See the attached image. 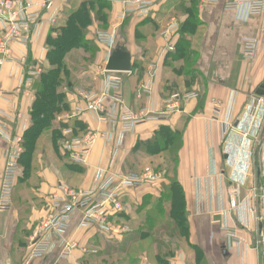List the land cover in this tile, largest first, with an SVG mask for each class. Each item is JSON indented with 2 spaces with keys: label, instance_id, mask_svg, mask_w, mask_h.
Returning a JSON list of instances; mask_svg holds the SVG:
<instances>
[{
  "label": "crops",
  "instance_id": "crops-1",
  "mask_svg": "<svg viewBox=\"0 0 264 264\" xmlns=\"http://www.w3.org/2000/svg\"><path fill=\"white\" fill-rule=\"evenodd\" d=\"M82 1L89 0H55L56 25ZM94 1L98 4L91 9L87 39L95 41L98 52L88 68L76 72L74 88L65 90L62 107L66 111L53 120L52 130L39 137L30 162L32 175L22 179L21 169L11 212L0 213V264L107 261L114 264H262L256 246L263 226L244 208L240 213L231 211L228 195L238 190L242 204L257 186V172L261 167L260 144L245 143L240 134L245 127L241 120L249 98L264 82V15L250 17L245 8L227 10L226 4L235 0L209 4L203 0H161L149 17L129 15L120 22L117 15L127 0ZM100 14L106 18L100 19ZM51 15L43 13L28 47L18 43L10 45L11 56L17 63L0 66V109L6 112L4 126L10 135L24 136L32 124L36 94L41 89L40 76L43 68L50 69L48 39L50 35L55 36L49 20ZM175 24L177 30L168 31ZM102 32L112 34V46L98 44L96 36ZM251 36L259 38L258 54L254 60H244L243 40ZM117 47L131 55L132 71L122 74V102L110 94L106 99L107 111L138 112L147 107L153 114H160L166 101L178 94L181 108L168 122H150L131 135L121 136L117 128L102 124L88 110L78 92L102 94L106 91L103 70ZM77 53L85 56L82 50H76L67 55L66 62ZM34 71L40 73L34 84L20 89L23 79ZM148 81L152 83L151 92L140 93L139 86ZM2 92L14 96L4 100ZM188 94H196L198 98L187 99ZM215 103L222 105L221 121L213 119ZM71 114L75 115L70 120L74 129L67 125L66 118ZM17 116L22 119L14 122ZM223 122L233 124L238 130L227 137ZM162 128L178 131L182 136L175 179L183 191V206L175 212L176 219L169 214L155 213L162 190L147 186L127 190L122 193L126 211L113 220L115 226L125 228L126 232L111 236L95 228L82 230L78 227L80 213L73 212L67 231L60 238H52L53 249L47 257L35 260L27 257V246L41 234L40 226L51 214L50 194L61 186L96 189L110 174L140 173L144 165L137 162L156 156L147 149ZM69 130L72 134H65ZM53 131L59 133L56 145ZM73 131L77 137L89 132H110L112 140L99 142L85 165L75 164L60 148L63 139L76 137L72 136ZM6 150V142L0 141V185ZM114 155L115 165L110 172ZM248 168L251 172L246 178ZM164 183L170 184L166 176ZM251 204L256 208V202ZM151 219L159 222L152 224ZM176 220H181L180 224ZM159 227L166 228L164 237L150 236ZM224 227L238 229L244 243L235 245ZM69 242H74L76 248L64 259L65 245Z\"/></svg>",
  "mask_w": 264,
  "mask_h": 264
},
{
  "label": "built area",
  "instance_id": "built-area-1",
  "mask_svg": "<svg viewBox=\"0 0 264 264\" xmlns=\"http://www.w3.org/2000/svg\"><path fill=\"white\" fill-rule=\"evenodd\" d=\"M203 1L209 4L217 0ZM159 2L161 0H127L123 2V9L117 15V20L123 22L129 15L147 18ZM225 8L231 11L245 8L250 17H261L264 15V0H235L227 3ZM54 10L55 0H0V27L2 32L0 38V66L17 63V60L11 56L10 45L18 43L28 47L32 41L34 28L40 23L43 13L52 14L49 19L50 23L52 26L56 25L57 18L53 13ZM176 30V24L168 28V31ZM167 33L165 32V34ZM96 41L100 45L110 47L113 44V36L110 32H102L96 36ZM258 50L259 38L251 36L243 40L242 57L244 60H254ZM103 73L106 75V91L102 94L79 91L78 95L85 100L88 110L94 113L102 124L114 126L121 136L131 135L138 128L150 122L166 123L181 108V96L175 94L166 101L164 110L160 114H153L147 107L138 112L127 111L118 114L108 112L106 99L110 94L116 101L122 102L121 87L123 84L122 74L124 73L111 72L106 69L103 70ZM39 75V72H31L28 77L23 79L20 89L24 86H32L35 77ZM151 90L152 83L149 81L139 86L140 93L148 94ZM13 96V93H1V98L4 100H10ZM185 98L197 99L198 95L188 94ZM222 115V105L215 103L213 119L221 121ZM5 116L6 112L0 109V141L7 144L6 164L0 185V213L11 212L13 208V194L20 176V160L23 154V136L8 133L4 126L3 117ZM74 118L75 115L71 114L66 119L70 121ZM21 119L22 117L17 116L14 118V122ZM241 123L245 126L240 134L242 141L248 144H255L256 142L260 144L262 162L259 169L260 175L257 172V186L251 189V195L241 204L238 190L230 191L228 195L229 208L231 211L238 213L244 208L248 214L255 215L261 222L263 228L259 232L260 241L256 246V250L260 254L262 264H264V97L253 95L249 98ZM224 126L227 128L225 133V135H228L227 137L238 130L233 124L227 122L224 123ZM65 134L71 135L72 131H66ZM111 140L112 134L110 132H89L80 137L63 139L60 148L71 162L85 165L99 142L106 143ZM115 160L116 155L111 160L109 171L113 169ZM251 166L250 163V169ZM233 167L234 169L237 168L236 160ZM249 168L246 175L244 174L246 178L251 172ZM164 176L162 172L149 170L142 173L110 174L100 187L91 190L61 186L57 192L50 194L48 197L51 214L40 226L41 234L27 246V257L31 260L47 257L53 249L52 238L55 236L60 238L67 231L70 216L73 212L80 213L78 227L82 230L95 228L99 232L111 236L123 234L126 232L125 228L113 224V220L126 211L122 193L143 186L160 190L164 182ZM252 202L257 203L256 208L251 204ZM257 212L259 216H257ZM224 230L235 245L244 243L238 229L224 227ZM75 248L74 242L67 243L63 258L66 259Z\"/></svg>",
  "mask_w": 264,
  "mask_h": 264
},
{
  "label": "trees",
  "instance_id": "trees-1",
  "mask_svg": "<svg viewBox=\"0 0 264 264\" xmlns=\"http://www.w3.org/2000/svg\"><path fill=\"white\" fill-rule=\"evenodd\" d=\"M96 4L98 2L94 0L82 1L79 7L70 12L64 17L62 22L53 27L52 32L55 36H49L47 60L50 64V69L47 71L44 70L40 76L41 89L36 94L32 124L23 136V154L20 160V166L27 173L30 171V162L33 160L39 137L52 130L53 120L58 117V114L66 111V107H62L66 92H58V89L62 88V81L70 76L71 70L67 67L65 60L67 55L76 50H82L85 53L90 51L93 56L98 52V48L95 46L91 47L87 43L88 27L91 24V9L94 10ZM106 5L105 3V7ZM103 18H106V16L100 14V19ZM93 61L94 57L92 58ZM67 84L69 91L74 88V85L70 82H67ZM70 122L68 121L67 125L74 129ZM53 133L56 145L59 133L57 131H53ZM77 135L73 131L72 136ZM181 142L182 136L180 132H173L168 128H162L151 141V146L149 145L150 148L148 147L147 151L150 154L159 155L171 143H176L180 147ZM26 161L29 164L27 163L25 165ZM163 183L160 189L162 190V196L157 201V206H155L157 210H155V213H158L160 216L169 214L176 219L175 212L183 206V191L176 179L171 181L169 185ZM176 221L180 224L181 220ZM158 222L159 219H151L150 221L152 224H157Z\"/></svg>",
  "mask_w": 264,
  "mask_h": 264
},
{
  "label": "rangeland",
  "instance_id": "rangeland-1",
  "mask_svg": "<svg viewBox=\"0 0 264 264\" xmlns=\"http://www.w3.org/2000/svg\"><path fill=\"white\" fill-rule=\"evenodd\" d=\"M102 29V27H101ZM87 41V40H86ZM87 43H89L92 46H95L97 48V45L95 43V41L93 40H88ZM89 51V50H88ZM84 52V51H83ZM85 53V52H84ZM92 53L89 51L87 53H85V56L77 53V55H73L70 59V61H68L67 67L71 70L70 71V76L67 79H64L62 81V88L58 89V92H64L67 89V82H70L72 85L75 84V82L77 81V75L76 72H81L82 70L88 68L93 62H92V58H95V55L92 57ZM43 70L47 71L49 70L48 68H43ZM56 147V146H55ZM178 149L179 146L176 145V143H171L170 146H167L166 150L163 151L162 153H160L159 155L154 156L153 158H146L145 160H139L137 162L132 160L133 163L137 162L140 163V165H144L142 168V171H140V173L145 172V171H156V172H162L165 173L166 179L171 182L173 180H175L176 178V170L178 167ZM147 160H149V162L147 163ZM27 161L25 162V165H27ZM147 163V165H146ZM29 164V163H28ZM32 166L30 165V171L27 173L26 171L23 172V177L22 179L25 177H28L30 175H32V171H31ZM21 166H20V170H21ZM144 169V170H143ZM146 210V209H145ZM144 210V211H145ZM145 216H146V212ZM145 218V217H144ZM139 223V222H138ZM142 223V222H140ZM141 224H137V226H140ZM146 226V223H145ZM143 230H146V228L144 227H140ZM172 232V231H171ZM164 233H166V228L162 230L161 227H159V231L158 232H152V234H150V236H152L153 238L156 239H160L164 237ZM152 239L149 240V242ZM104 263H109V264H114L113 262H104Z\"/></svg>",
  "mask_w": 264,
  "mask_h": 264
},
{
  "label": "water",
  "instance_id": "water-1",
  "mask_svg": "<svg viewBox=\"0 0 264 264\" xmlns=\"http://www.w3.org/2000/svg\"><path fill=\"white\" fill-rule=\"evenodd\" d=\"M107 71L130 73L132 71L131 55L121 47H117L113 52L106 66ZM256 96L264 97V82L255 93ZM260 175V171H258Z\"/></svg>",
  "mask_w": 264,
  "mask_h": 264
}]
</instances>
